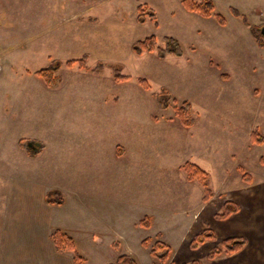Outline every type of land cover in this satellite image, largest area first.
I'll use <instances>...</instances> for the list:
<instances>
[{"label":"rangeland","instance_id":"1","mask_svg":"<svg viewBox=\"0 0 264 264\" xmlns=\"http://www.w3.org/2000/svg\"><path fill=\"white\" fill-rule=\"evenodd\" d=\"M212 1L214 13L203 16L187 9L183 0H0L1 124H4L1 118L3 110L14 108L23 101L26 87L32 84V77H40L37 74L39 69L46 67L52 60L65 62L68 59L81 58L87 50H90L86 54L90 69H78L63 64L60 69L62 72H59L78 86H75L74 95H81L79 82L92 79L91 67L99 62H106L120 65L122 72L130 75L128 79L116 84L111 92L120 94L124 91L126 96L131 94L129 98L132 101L135 97L136 103L140 102V109L136 106L140 110L136 116L114 113L111 116L88 117L94 124H104V129L93 131L94 162L83 159L79 163L81 161L78 160L76 150L79 149V152L85 142L74 138L79 132H71V137L67 138L70 147L67 158L70 160L74 151L75 159L66 161L71 163H64L72 169L70 173L65 172L70 175L63 176L67 181L72 178L71 175H75L76 169L83 177L92 172L98 180L95 189L99 191L111 189L108 183L112 181L122 185L120 190L128 198L131 191L134 197L142 199L141 202L149 200L147 204L154 202L178 212L196 204L204 189L198 180H188L180 165L187 160L193 161L209 173V185L214 193L207 203L210 205L206 210L208 212L204 214L205 218H199L187 227L189 237H186L189 239L185 237L182 244H170L173 251L166 264L191 263L194 259H199L201 264H239L244 263L248 256L251 257V249H246L239 256L233 253L212 259L207 257L208 252L219 244L221 236L230 233L231 230H224L226 226L218 232L216 240H207L197 249L190 247L193 234L204 230L207 225L217 232V221L221 219L217 220L215 214L219 211V205L227 199H245L249 209L259 205L260 209L255 207L258 212L253 223L247 226L248 229L244 228L252 230L256 236L264 228V142L253 143L249 137H245L250 129L257 127L264 140V48L247 38L242 27L253 36L250 26L244 23L242 17L233 14L231 7L245 15L250 25L257 24L256 17L261 15L259 11H264V8L253 10V4L260 3V0ZM143 2L155 10L158 27L149 15L144 22L138 20L137 7ZM215 13L225 17L224 24L219 22ZM79 16L84 20L78 19ZM88 16H95L97 20L92 22L85 19ZM151 34L156 35L157 45L165 54L160 53L159 48L143 53L133 50L136 40ZM166 35L180 41L181 52L172 50L164 40ZM217 45H222L228 52L229 57L223 61L226 67L219 65L222 60L217 57L220 54L217 53ZM112 50H121L119 60L122 62L96 57ZM140 76L147 78L150 87L145 88L138 81ZM98 77L99 86L103 81H115L112 68L109 69V74L106 69ZM162 87L168 91V97L161 96L164 106L159 105L155 95ZM185 99L191 102V114L195 119L192 127L185 126L175 111V105L179 106ZM84 120L82 115L67 118L54 115L48 110L44 120L45 128L39 127L38 136L51 144L55 126L61 123L77 126L84 124ZM131 121L138 126L140 132L139 129H136L137 132L131 130ZM130 133L131 136L140 133V138L143 141L146 139L148 146L128 148L129 162L132 163L126 169L128 163L124 162L125 158L116 154V144L126 143ZM1 140H5L3 134ZM130 149L135 151V156L133 152H129ZM4 151L7 149L4 148ZM237 165L245 168L250 176L249 181L244 180L242 173L236 169ZM15 166L6 158L0 160L2 200L7 198L9 177ZM103 168L114 175L115 179L102 181L100 169ZM36 174L31 172L29 176L31 186H34ZM29 189L32 190L30 187ZM52 191H57V195L52 197L58 202L49 200L50 202H65V194L61 189L54 188ZM138 199L133 200L139 201ZM245 214L246 210L240 209L231 216L234 215L232 218L239 221ZM93 223L92 226L84 221L78 224L79 228L91 226L92 229L103 230L98 219L94 218ZM237 224L240 225V222ZM138 227L137 225V229ZM5 229L6 227H0V251L5 248L7 237L2 235ZM57 229L59 228H54L51 232L50 241L54 245L50 244L53 251L50 249L51 251L46 252V256H50L46 264H66V255L74 254L71 250L57 248L53 238V232ZM137 229H127L126 235L133 240L130 247L127 246L129 243L112 235L95 233L93 242L83 245L77 237L75 245H79L80 250L77 246L76 248L83 257L82 264L112 262L115 254L121 253L123 248H130L131 252L137 254L138 260L132 256L138 264H155L153 256L148 260L140 252L144 248L136 242V238L144 233ZM237 229L241 231L240 228ZM174 231L177 229L174 228ZM169 235L176 237L173 232H169ZM123 238L127 237L124 235ZM14 254L9 253L7 256L4 253L3 256L0 253V264H29L28 253H21V259L13 258ZM231 255L234 259L230 260ZM254 261L253 264H257L258 261ZM246 262L249 264V261Z\"/></svg>","mask_w":264,"mask_h":264},{"label":"crops","instance_id":"2","mask_svg":"<svg viewBox=\"0 0 264 264\" xmlns=\"http://www.w3.org/2000/svg\"><path fill=\"white\" fill-rule=\"evenodd\" d=\"M252 7L253 10L264 8V0H260V3H254ZM259 12L261 15L256 17V23L262 24L264 23V11ZM78 19L84 20V18L80 16ZM85 19L92 22L97 20L95 16H88L85 17ZM242 30L248 39L251 41L254 40L256 45H258L255 37L251 35L249 30L247 31L244 27H242ZM98 47L100 49V46ZM89 51L90 50L83 52L82 55H88ZM120 52L121 50H112L110 53L108 51L107 54L102 53L96 57L122 62V60H119L121 58ZM218 52H220V54ZM217 53L218 59L220 61L222 60V62H219V65L226 67L223 61L229 57L228 52L224 50L222 45H217ZM105 64L106 65L99 72H92V79L86 82H79V85H81V95H74V89H76L75 86L77 85H75L73 81L67 80L62 74L61 81L54 86H47L46 83L42 81L41 76L37 78L32 77V84H28L26 87L25 96L22 98L23 101L16 104L14 108L10 107L3 110L1 118L4 124L0 123V160L1 158H6L9 163L16 165L13 168V173L9 177L7 198L4 200L0 198V218L2 217V220H0V227H6L5 231H2V235L7 237L5 242L6 245L4 244L5 248H2V251H0L3 256H5L4 253L7 256H9V253H15V257L13 255V258L21 259L19 255L25 252L28 253L27 258L30 259L28 262L29 264H46V260L50 257L46 256V252L47 250H52L50 244L53 243H51L50 240L51 232L54 228H59L62 231L64 230V232L73 237L75 243L78 237L81 245H83V243H92L94 234L99 233L123 239L124 242H127V244L129 243L127 246L130 247L132 238L126 235L128 233L127 229H137L138 225L139 227L137 230L144 234L137 236L136 242H139L144 248V251L140 250V252L145 259L147 258L149 260V258H152V254L150 247H146L142 244L143 239L150 237L152 239L151 243L161 239L169 244L173 242L182 244L185 242L186 238L189 237L187 227L199 218H205L203 216L208 212H206V210L210 205H207L208 200H203L205 193L204 189L196 204L189 205L178 212H174L170 207L159 206L154 202L147 204L149 200L143 201V203L141 202L142 199L134 197L131 191L128 194L130 198H128L124 195L123 191L120 190L122 185H117L112 181L108 183L111 189L104 188L105 190L99 191L95 189V184L98 183V180L94 177V173L92 172L86 175V177H83L78 169H76V173L74 172L75 175H71L72 178L69 181H67V178L63 177L64 174L70 175L65 173L66 171L69 173L72 171L71 167L65 166L64 163H71L66 161L73 160V158L75 159L73 156L74 151L71 153V159L68 160L67 158L70 150L67 138L71 137V132H74V134L79 132L80 134L77 137L74 136V138L81 140L82 143L85 142V145L81 147L79 152V149L76 150L78 160L81 161L85 159V161L92 160L94 162L95 143L93 142V131L96 129H104V124H94L93 120L88 119V117L111 116L114 113H123V116H136L137 113L140 112V110H138L140 109V102L137 104L135 97L132 101V98H129L131 94L126 96L124 91H121L120 94L111 92V90L116 87V84H119L121 81L114 79L115 81H113V83L110 81H106L105 83V81H103V83L100 84L101 86L98 85L100 81L98 74L104 72V70L107 69L109 74V69L112 68L114 75L113 63L107 64L105 62ZM72 66L78 69H86L80 67L78 63L69 67ZM62 67L63 65L61 68ZM59 72L61 73L62 70H59ZM82 85L85 86L83 87ZM262 92L263 90H261L260 93ZM127 98H129L128 104H126ZM127 105L128 107L130 106L128 111ZM136 106H138V109ZM48 110L54 115L67 118L69 116L82 115L85 117L84 124L72 126L67 123H61V125L55 126L53 129V141L50 144L46 139H42L38 136L39 127L45 128L44 120L46 111ZM130 124H132V121L129 123V127H131L132 131L137 132L136 129H139L138 126L134 123L132 125ZM254 129L258 128H252L248 132L249 134H245V137H249L252 142V133ZM2 134L5 140H1ZM140 136V133L136 136H131L130 133L129 139L125 140L127 141L126 143L116 144V154L119 155L118 157L120 158H125L124 162L128 163L126 169H128L132 163V161L129 162L128 148H136L139 145L148 144V141L146 139L143 141L144 139H141ZM229 137H231V135H229ZM263 142L264 140L261 143ZM4 148L7 149L6 152ZM129 152L131 154L134 153V156L136 154L133 149H130ZM130 157L132 158V155ZM133 159L135 160V157ZM79 163H82V161ZM179 163L180 161L176 164L178 165ZM239 167H242L245 171L243 166L237 165L236 169L239 172L242 173ZM36 168H38V171ZM100 170H102L100 173L102 181L115 179V176L111 175V173H107L104 168ZM31 172L37 173L36 180L33 183L34 186L30 185L31 179L29 176ZM200 183L202 184V182ZM29 187L32 188V190H30ZM54 188L61 189L64 192L65 202L62 204L50 202L47 198V193ZM132 198L138 199L139 201L133 200ZM235 200L240 203L241 211L244 209L246 210V214L239 221L238 219L232 218L234 215L228 219L217 221V232L215 230L217 237L218 232L222 231L224 226H226L224 230L229 229V231H231L230 233L222 235V239L234 235L245 236L248 240L247 244L234 255L239 256V254L246 249H251V257L248 256L245 260L249 261V264H253L252 261L254 260L258 261L257 264H264V228H262L257 236L252 230L249 231L244 228L253 223L255 215L258 212L255 210V207L260 209L259 205H255L253 209L251 206V209H249V206L245 204L247 200L241 198ZM221 206L219 205L217 209L220 210ZM95 213H98V215H95ZM145 215L151 217V224L148 227L139 224L140 219ZM94 218L101 222L103 230L99 231L98 229L95 230L90 228L94 224ZM205 220L206 219H204V221ZM83 221L91 226L88 228H79L78 223ZM237 222H240V225L237 224ZM174 228L177 229L176 232ZM237 228H240L241 231H238ZM169 232L175 233L176 237L173 238L172 235H169ZM124 235L127 237L126 239L123 238ZM13 236H15L14 242L12 239ZM25 245H29V247H25ZM76 246L80 250L79 245L76 244ZM124 249L125 248L121 250V253H130L137 260L139 259L137 254L131 252L130 248H128V250ZM119 254H115V259ZM66 256V264H75L72 255ZM232 256L233 255H231L230 260L234 259V256ZM246 261L239 264H248ZM102 264H105V262Z\"/></svg>","mask_w":264,"mask_h":264},{"label":"trees","instance_id":"3","mask_svg":"<svg viewBox=\"0 0 264 264\" xmlns=\"http://www.w3.org/2000/svg\"><path fill=\"white\" fill-rule=\"evenodd\" d=\"M183 2L187 9L199 12L203 16H210L212 15V13H214V3L212 0H183ZM137 9H138V20L140 22H144L147 19L146 16L149 15L151 19L154 20L155 25L158 27L159 22L156 18V12L148 3L146 2L140 3ZM231 10L233 14L243 18L244 23L250 26L257 44L260 47H264V34L262 33L261 30L264 23L250 25L247 17L241 14V12L237 8L231 7ZM215 14L219 22L224 24L226 21L225 17L220 13H215ZM164 40L169 44L172 50L181 52V48H182L181 43L177 38L166 35L164 36ZM157 48L159 47L157 45V37L155 34H151L149 36H146L145 38L138 39L133 43V50L137 53H143L146 51L151 52L156 50ZM159 52L165 54V51H163L162 49H160ZM86 56L87 55L84 54L81 58H72L66 60L65 62L61 60H52L46 67L39 69L37 71V74L44 79L45 83L48 86H54L62 79L59 70L64 63L69 66L78 63L80 67L90 69L86 61ZM104 66H105L104 62H99L94 67H91V70L93 72H99ZM112 66L114 68L115 80L123 81L129 78L130 75L124 74L122 72V67L120 65L112 64ZM138 81L142 83L145 88L150 87V83L147 80V78L140 76L138 78ZM155 95L157 97L159 105L164 106V100L162 99L161 96L168 97L167 89L163 87L161 91L155 93ZM175 111L178 117L180 118L181 122L185 126L193 125L195 119L191 114V102L189 100H184L179 106L175 105ZM252 140L253 142L256 143H261L263 141V136L260 134L258 129H254L252 133ZM181 167L186 172L187 178L189 180L197 179L200 182H202L205 189L203 200L204 201L209 200L214 193L213 189L209 185V173L193 161H186L181 165ZM239 169L243 173L244 180L249 181L250 176L247 174V172H245L242 167H239ZM54 194L57 195V191H52V192L49 191L47 193V198L51 201L58 202L57 199H54L52 197ZM240 209H241V205L237 200L227 199L223 202L221 209L217 211L215 217L221 220L226 219L230 217L232 214L239 212ZM139 224L144 227L150 226L151 217L149 215H145L143 218L140 219ZM53 238L55 240V244L58 249L60 250L68 249L73 251L75 264H82V262L84 261L83 257L81 253L77 250L75 241L70 235H68L66 232L60 229H57L53 232ZM216 239H217L216 232L207 225V227L204 230L196 233L192 237L190 241V247L192 249H197L201 244H203L207 240H216ZM151 240L152 239L150 237H147L143 239L142 244L146 247H150V251L154 258L155 264H166L171 257L173 251L172 246L161 239H158L153 243H151ZM247 242L248 240L245 236H241V235L228 236L220 240L219 244L215 245L208 252L207 257L212 259L222 254L236 253L242 250L247 244ZM105 264H138V263L132 255L128 253H121L114 261L107 262ZM173 264H201V261L199 259H194L191 263L182 262V263H173Z\"/></svg>","mask_w":264,"mask_h":264},{"label":"water","instance_id":"4","mask_svg":"<svg viewBox=\"0 0 264 264\" xmlns=\"http://www.w3.org/2000/svg\"><path fill=\"white\" fill-rule=\"evenodd\" d=\"M261 30H262V33L264 34V24H263V26H262V29H261Z\"/></svg>","mask_w":264,"mask_h":264}]
</instances>
